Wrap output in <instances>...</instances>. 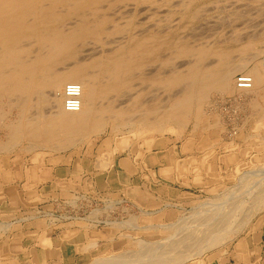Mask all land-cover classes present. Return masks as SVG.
<instances>
[{
	"label": "rangeland",
	"instance_id": "374dc122",
	"mask_svg": "<svg viewBox=\"0 0 264 264\" xmlns=\"http://www.w3.org/2000/svg\"><path fill=\"white\" fill-rule=\"evenodd\" d=\"M131 1L135 3L136 0L127 2L131 3ZM135 8L136 10L130 15L131 17L129 16L130 18L126 17L121 21H115L120 27L125 28L126 31L122 34L126 36L124 33L127 32V28H130L129 31L131 32L158 35L156 40L158 43L155 41L154 45L163 47L158 58L146 62L145 66L137 67V70L135 69L137 71H134L135 75L132 73V77L127 78L130 82V88H125L119 93V97L120 94L124 95L120 97L122 99L129 96L121 101L119 99L122 108L125 106L124 111H126L124 112L125 116H123L125 119H122L129 121L133 113H137V117L134 115L132 122H130L132 124L127 123L125 126L121 124L122 121L114 122L108 119L101 133L91 135L88 140L78 142L79 145L77 143L65 150H58L59 152H53L54 150L46 148L34 150V152L29 150V152H22L23 154L20 152L10 154L11 160H27L29 170L33 167L34 156L36 154L44 155L41 165L37 164L39 167L44 166V169H39L38 172L49 169L55 175L56 172H65L66 170L65 174L71 180L53 185L51 181L42 182L38 180L39 178H33L35 183L31 182L29 187L26 185L29 172L25 168L21 170L12 167L11 173L15 177L13 183L15 189L21 195L29 192L30 189L33 191L29 192L32 199H22V203L15 205L12 204L13 199H9V189L5 186L6 184L0 185V224H11L7 231L0 233V264H10L12 261L11 264H60V253L57 251H48L46 262H41L35 257L38 250L42 248L48 250V245L45 246L43 243L46 231L49 227L57 225L67 229L93 231L92 235L87 236V239L88 243H91L89 244L90 248L94 244H96V248L79 252L80 256L77 258L79 264H89L95 258V260L110 259L111 256H119L118 253L123 252L121 254L123 255L124 251L125 254H128L127 251L130 252L129 254H133L138 250L139 255L141 254L140 246L143 242L144 244L162 242L167 244L172 237L171 235H175L179 231L180 234L181 231H184L181 227L179 228L182 230L173 225L177 226V222L180 225L185 216L187 219L188 216L194 215L201 205L212 201L219 204L222 199L226 200L228 197L231 199L233 195H229L233 192L237 193L234 195L238 196L237 199L248 200L249 202L253 199L252 195H249L250 198L252 197L251 200L246 195L248 190H253V186L251 187L250 184L262 183V179H264V110L262 109L264 101L262 99L264 98L263 96H252L250 93L240 94L238 91L237 93V89L235 90L233 87L234 81L240 75H249L245 69L238 70L233 75L232 93L230 91H223V93L220 92L219 88L218 91L217 88L213 87L207 91L206 85L195 86L194 93L202 94L203 91V94L207 96L203 101L204 103L202 102L203 105L198 104L197 107V103L193 104L189 117L191 120H188L190 122L185 126L182 133L176 132L175 135L174 133L171 135L166 133L165 137L162 136L161 138L159 134H151L153 131H149L151 137H156L152 148L153 152H146L148 148L144 145L143 139L136 135L137 132L140 133L139 136L144 134L145 131L140 129L142 126L145 129L144 126H147V122L139 121L138 112L140 109H132L134 105L141 107V102L144 99L146 102L152 99V102L150 101L147 105L150 109L157 108L155 109L157 111L165 102L164 99L170 97L169 95L174 92L180 93L181 88L179 87L168 91L158 87L157 84L154 85L148 73L157 70L160 77H165L167 76L166 73H172V71L174 73L176 70H184L180 71L184 73L191 63L196 62L197 56L193 55L195 58L193 56H180L178 51L181 48L198 49L203 47L207 50L210 49L209 55L206 56L205 63H203L209 65L208 67L212 66L211 64L213 67L216 65L214 72L217 73L220 72L219 69L223 71L230 70L234 66L236 68L242 63V60H245L244 58L251 55L249 52L258 53L261 50L262 53L260 52L258 58L261 62V58L264 57V0H148L145 4H139ZM125 20H128L129 24ZM126 25L131 26L126 27ZM116 38L110 39V42ZM120 38V41H124ZM119 40L114 41L118 42ZM114 41L110 43L112 49L115 44ZM98 43L99 45L96 43L97 46H95V48L98 47L97 51L102 50L103 47L111 49L108 45H106L107 47L103 46L104 43ZM123 44L129 43L127 41ZM245 45L247 49H245ZM250 46L252 49L249 48ZM227 53L228 55H225ZM240 57L241 60H239ZM225 62H228V65ZM159 63L162 65L159 66ZM258 66L262 71L261 63ZM164 72L166 73L164 74ZM233 92H236V95ZM139 93L140 95H138ZM136 96L138 100H136ZM125 99H128V103L131 101L132 103L127 105ZM153 100L159 102L156 104ZM133 103L135 104L132 105ZM255 103L260 104L261 109L259 106H256L259 110L254 108V105H257ZM47 106H45L46 109L44 108L46 111L48 110ZM196 109L200 112H195ZM196 117L201 120L198 121ZM204 122L206 123L204 124ZM116 124H121V128L115 129ZM147 128L150 127L147 126ZM129 130L134 134L132 135ZM149 132L144 135H149ZM192 135H194L193 138ZM128 139L132 144H130L131 147L128 150L125 149L126 151L124 150L123 153H116V161L122 162V160L130 158L129 160L134 164H139H135L136 171L128 176L126 171L118 168L116 164L107 167L102 166L108 168V171L100 168L101 162L112 158V155H107L108 152L118 144L120 145L121 142L126 144ZM187 142L193 143V147L186 151ZM21 144L22 147H25L29 145V142L24 140ZM134 145L139 152H134ZM119 148L120 146L116 149ZM143 152L144 156L142 155ZM139 153L141 158L139 155L137 157ZM155 153L160 157L165 155L167 160L160 158V164H153L151 159L153 155L156 156ZM106 157L107 159H105ZM57 158L59 161L54 164L53 159ZM175 160H179L178 164ZM82 161L83 163H81ZM78 162L81 163V167L77 166ZM185 162L189 163L186 168L182 169L181 165L183 163L185 165ZM107 163L109 164L110 161ZM107 163L105 162L104 165ZM97 164L98 166H96ZM164 170L166 171L165 174ZM248 173L254 176L253 179L246 182ZM256 174L259 175L255 176ZM3 175L4 172L0 168V184L4 181ZM197 175H199L198 180ZM258 176L262 179L257 178ZM137 185L141 190L146 191L147 197L143 202H137L135 194L132 193L131 188ZM129 186L131 188H128ZM242 186L245 187L242 188ZM42 188L45 189L44 191L47 190L44 196L42 195ZM252 201L246 203L249 205L248 208L245 207L247 205L244 203L241 215L247 216V224L233 237V240L227 241L228 243L226 242L222 247L205 252L200 257L190 259L184 264H219L229 258L242 259L246 264H251V262L264 264V208L254 210ZM250 203L252 204L250 205ZM246 209L249 211L248 215L245 212ZM237 217L239 218V216H236V220ZM248 217H250V221ZM135 218L137 219V228H135V224L130 223ZM172 223L173 225H171ZM175 230L179 231L175 233ZM240 243L244 246L239 247ZM244 257L248 258L245 259Z\"/></svg>",
	"mask_w": 264,
	"mask_h": 264
},
{
	"label": "bare ground",
	"instance_id": "6f19581e",
	"mask_svg": "<svg viewBox=\"0 0 264 264\" xmlns=\"http://www.w3.org/2000/svg\"><path fill=\"white\" fill-rule=\"evenodd\" d=\"M127 1L129 0H0V168L4 172V181L0 185L4 186L6 184L5 186L8 189L11 186H15L13 184L15 177L11 173L12 167L20 168L21 170L25 168L29 172L27 174L28 182L26 184H31V182L35 183L33 178H39L38 180L46 182L43 175H46L50 171L48 169L47 171H39L41 172L40 174L38 172L39 169H44V166L39 167L41 165L40 163L44 160V155L36 154L32 160L35 165L33 164L32 169L29 170L27 160H11V153L29 152V150L34 152V150L46 148L54 150L53 152L65 150L71 146H75L80 141L88 140L91 135L101 133L108 119L114 122L122 121L121 124L125 126L127 123L132 122L134 115L137 117V113H133V118H130L131 121L130 119L129 121L128 119L123 120L125 119L123 116H125L124 112L126 111H124L125 106L122 108L120 101L129 96H125L122 99L120 97L124 95L120 94L121 96L119 97V93L125 88H130V82H128L127 78L132 77L131 74L134 73L135 69L139 66H145L146 62H151L158 58V54L163 47L154 45V42L158 39V35H146L145 33H136V31L131 32L129 31L130 28H127V32L124 33L126 36L122 34V32L126 31L124 30L125 28L120 27L115 21H121L126 17L130 18L133 11L136 10L135 6L148 2V0H136L134 1L135 3H132L133 1L128 3ZM125 21L129 24L128 20ZM128 26L126 25V27ZM158 31L160 32V30ZM120 36L124 41L119 40ZM112 38L119 40L118 42L114 41L116 39L111 40V42H115L113 49L110 46V39ZM127 41L129 44H123ZM98 42H101V44L104 43L105 45L103 46L108 45L111 49H108L106 46L108 50L103 47L104 49L102 48V50L97 51L98 47L95 48V46H97L96 43L99 45ZM116 43L118 45L117 47ZM250 45L252 46L251 43ZM245 49H247L246 45ZM209 51L210 49L207 50L203 47L198 49L181 48L178 51L180 56H197V58L193 56L196 62L194 61L195 63H191L190 65L188 63L189 66L185 69L184 73L180 72L184 70H176L177 72L174 71V73L173 71L172 73L164 72L167 75L165 77H160L157 70L148 73L154 85L157 84L158 87L168 91L179 87L181 91L179 94L173 91L174 93L169 95L170 97L167 99H164L165 102H163L161 108L157 111L155 110L157 108L150 109L147 105L150 101L152 102V99H149V102H146L145 99L143 100L144 102H141L143 109L136 107L134 105L135 103L132 104L134 105L132 110H135V108L140 109L139 112L137 111L139 113L138 115H140L139 121L147 122V126L150 127L147 128V126H144V128H147L145 130L142 126L140 130H144V134L153 131L151 134H159L162 138V136L165 137L166 133H170V135L171 133L175 135L176 132L182 133L185 126L190 122L188 120H191L189 117L193 104L197 103V107L198 104L203 105L202 102L207 97L205 96L206 94H203V91L202 94L194 93L195 86L206 85L205 88L207 91L213 87L215 89L217 88L216 90L219 88L221 90L220 92L230 91L232 93L233 75L238 70L245 69L247 71L249 75L245 76L252 78V86L250 88H239L237 82L234 81L235 85L233 84V87L235 90L237 89L236 92L238 91L240 94L250 93L252 96H263L264 98V68L262 66L264 57L261 58V62L258 59L261 50L258 53L255 51L253 53L249 52L251 55L248 58H244L245 60H242V63L236 68L234 66V68L230 67L232 70L223 71L219 69V73L214 72L216 65L214 67L213 64L210 67H208L209 65H204V59L209 55ZM81 53L83 54L82 56ZM215 55L218 56L217 54ZM225 55H228V53ZM225 55H223V58H225ZM241 59L240 57L239 60ZM225 63L228 65V62ZM259 63H261L262 71L259 69ZM160 65L162 64L159 63ZM71 84L77 85V87L74 90L70 89L68 93V86ZM235 93L233 92V94ZM242 97L244 96L242 95ZM136 98L138 100L137 96ZM68 99L78 100V107L67 109L65 102ZM127 100L125 99L124 101L128 103ZM136 100L135 102L137 103ZM154 102L157 104L159 101L155 100ZM44 104L45 106L48 105L47 111L45 110ZM255 104L257 105H254V108L257 109L258 107L256 106L260 108V104ZM124 105L126 104L124 103ZM262 105V109L264 110V104ZM198 110L201 111V109ZM198 110L195 112H200ZM121 124H116L115 129L121 128ZM132 131L131 133L133 135L134 133ZM181 133L178 135L180 136ZM138 134L140 133L137 132L136 135L143 139L144 145L148 148L146 152H153L152 148L156 137H151L150 132L149 135L141 134L139 136ZM24 140L28 141L29 145L22 147L21 142ZM124 144L125 142H121L120 145L118 144L120 146L119 149H116L118 146L111 149L107 155H112V158L110 160L107 159L108 156L105 158L110 163L108 164L106 160H103L104 162H101L102 164H99V167L101 166L100 168H103L117 164L116 153H123L125 149L128 150L132 145L129 139ZM192 147L193 143L187 142L185 150H191ZM133 150L135 153L138 151L135 145L133 146ZM35 152L37 153V151ZM140 153L137 154L139 158H141ZM142 155L144 156V152ZM129 159L122 160L121 164L129 172L133 173L136 171V165L139 164L135 163V165ZM58 161V158L53 159L54 164L58 163ZM178 161L175 160L177 164ZM105 162L108 165H104ZM188 163L185 162V165L183 163L181 168H186ZM103 170L107 171L108 168H103ZM257 175L259 174L255 176ZM197 176L198 180L199 175ZM253 176L248 173L246 182L253 179ZM259 179L262 178L260 177ZM52 180L54 181L55 179ZM262 180V183H264V179ZM262 183L258 185L250 184L251 187L253 186V190L250 188L251 191L248 190L249 192L246 194L247 196H253V201L250 196L249 200L253 202L254 210L264 208V184ZM244 187L242 186V188ZM235 194L237 193L233 192L229 195H233L231 199H228V197L226 200H220L221 203L219 204L212 201L213 203L208 202L201 205L196 213L192 211L195 213L194 215L192 214L193 216L190 215V217L188 214L187 219H185L186 216L182 220L180 219V225L178 224L179 222H177V226L172 223L171 225L176 228L181 227L184 231H181L179 234L180 231L175 230V233L176 231L179 232L171 235L172 237L168 240L169 242L167 244L164 242L157 244H144L143 242L142 244L139 239V243L142 244L140 246L141 254L138 255V250L134 252L135 254L133 252H131L133 254H129L130 252L128 251V254H125L124 251L123 255H121L123 252L118 253L121 256L114 255L115 257L111 256L112 258L109 257L110 259H102L100 257L101 259L95 260L96 258L94 257L95 259L89 264H184L190 259L204 255L209 250L216 249L220 246L222 247L227 241L233 240V237L247 224V216L245 217V214H242V216L241 212L244 208V203L248 204L251 201L239 200L237 199L238 196H234ZM233 197L236 198L232 199ZM248 206L245 207L248 208ZM245 212L248 215V209ZM237 215L239 218L237 217L236 220ZM129 221L127 222L129 223ZM136 222L137 219L135 218L130 223L135 224L134 226L137 228ZM5 224H0V233L10 228L11 224ZM133 225L131 226L133 227ZM151 228L153 227L151 226ZM243 246L242 243L239 244V247ZM92 248L94 249V247ZM244 258L247 259L248 257Z\"/></svg>",
	"mask_w": 264,
	"mask_h": 264
},
{
	"label": "crops",
	"instance_id": "0c3cea01",
	"mask_svg": "<svg viewBox=\"0 0 264 264\" xmlns=\"http://www.w3.org/2000/svg\"><path fill=\"white\" fill-rule=\"evenodd\" d=\"M156 156L153 155L151 162L153 164H160L161 160H164L166 157L165 155H161L157 156V154L155 153ZM161 158V160H160ZM167 160V158L165 159ZM132 162V161H131ZM164 162V161H163ZM134 164V163H133ZM78 167H81V164L77 165ZM116 166L124 171H126L127 175L130 176L132 173L129 172L124 165L121 164V162H117ZM109 170V169H108ZM107 170V171H108ZM66 172V170H65ZM64 171H60L59 173L56 172L55 175L52 174V171H48L46 173V175H43L45 178V181H51L52 184H58L59 182H65V181H70L71 179L67 176V174H65ZM166 173V171L164 170V174ZM64 175V176H63ZM66 175V176H65ZM62 176V177H59ZM52 179H55L54 181ZM57 179V180H56ZM117 182H118V176H117ZM48 183V182H47ZM29 187L31 186L30 184H26ZM12 187V188H11ZM9 189V199H13L12 200V204H20L22 203V199H32V197H30L29 192L33 191V189H30V191L26 192L25 194H20L16 189L15 186H11ZM128 188H131V186H129ZM43 189V188H42ZM42 191V195L44 196L46 194V191H44L45 189H43ZM132 189V193L135 194V196L137 197V202H143L145 200V198L147 197L146 191L141 190L138 185L135 186ZM11 193V194H10ZM13 193V194H12ZM138 195V196H137ZM36 198V196H34ZM16 199V200H15ZM20 199V200H19ZM93 231L86 232L83 230H78V229H67L66 227L61 228L59 227V225L57 226H51L49 227V229H47L46 231V236L43 240L44 245H48V250L45 249H40L37 251V253H35V257L36 259H38L39 261H43L46 262V257L47 252H53V251H57L60 253V264H79L78 263V256L79 252L81 253L82 251H88L90 250V246L88 243V239L87 236L92 235ZM96 236V235H95ZM96 244L92 245V247H95ZM91 247V249H93ZM96 248V247H95ZM73 253V255H72ZM25 255V253H22ZM73 256V258H72ZM70 260H72L70 262ZM219 264H246L244 260L242 259H236V258H229L226 259L224 261H222ZM251 264H253V262H251Z\"/></svg>",
	"mask_w": 264,
	"mask_h": 264
},
{
	"label": "built area",
	"instance_id": "2783aa9c",
	"mask_svg": "<svg viewBox=\"0 0 264 264\" xmlns=\"http://www.w3.org/2000/svg\"><path fill=\"white\" fill-rule=\"evenodd\" d=\"M262 66L264 68V58L262 60ZM236 82H237V86L239 88H250L252 86V78L251 77H248V76H245V75H240L237 79H236ZM77 87V85H74V84H71L68 86V93L70 91V89H75ZM66 108L67 109H72V108H76L78 107V100H72V99H68L66 102Z\"/></svg>",
	"mask_w": 264,
	"mask_h": 264
}]
</instances>
